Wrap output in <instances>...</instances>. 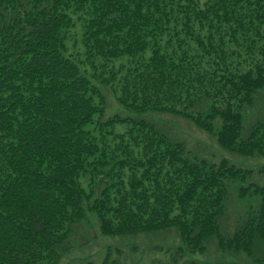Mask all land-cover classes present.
<instances>
[{"label": "trees", "instance_id": "16d2710c", "mask_svg": "<svg viewBox=\"0 0 264 264\" xmlns=\"http://www.w3.org/2000/svg\"><path fill=\"white\" fill-rule=\"evenodd\" d=\"M262 91L264 0H0V264H56L88 212L103 235L174 229L145 264H204L189 255L211 238L264 262ZM161 114L260 157L263 178ZM231 191L248 202L225 231ZM107 247L100 264L136 263Z\"/></svg>", "mask_w": 264, "mask_h": 264}, {"label": "rangeland", "instance_id": "374dc122", "mask_svg": "<svg viewBox=\"0 0 264 264\" xmlns=\"http://www.w3.org/2000/svg\"><path fill=\"white\" fill-rule=\"evenodd\" d=\"M78 36V32H74ZM70 49L75 51L80 48L79 38L73 35L69 40ZM107 94V111L106 115L118 110V104L109 89H105ZM261 101L264 102V92L258 95ZM123 112V111H121ZM158 116H160L158 114ZM246 115L243 114V121L246 122ZM165 120V125L172 127L174 131L183 138L189 147L196 149L193 146H198L199 152L202 155H211L210 157L217 159L220 156H226L234 162L235 165L247 166L252 169L251 178L261 181L262 175L256 171L257 166L261 163V158L258 156H242L239 154L229 153L226 150L220 149L214 137L205 131L197 128L191 122L182 117L173 116L172 114H161ZM123 129L122 125H116L117 132ZM206 153V154H204ZM208 154V155H207ZM246 197L240 198L236 192L231 191L230 199L226 203V210L221 219V227L225 231H230L233 227L234 218L243 210L247 204ZM70 249L63 253L60 260L56 264H77L81 260H91L92 264H100L105 254L107 246L111 250H115L116 246L130 263L145 264L157 259L169 260V249L178 242L174 229L165 230L162 233L156 234H139L133 238L130 236L118 235H103L98 226L97 219L92 212L87 213V217L77 222L73 227V232L70 236ZM116 245V246H114ZM113 246V247H112ZM158 247H161L158 249ZM112 252V251H111ZM115 252V251H114ZM112 255H114L112 253ZM190 258L196 261H201L204 264H252L244 253L221 251L215 243L214 239H209L202 252H194L189 255ZM264 264V262L260 263Z\"/></svg>", "mask_w": 264, "mask_h": 264}]
</instances>
